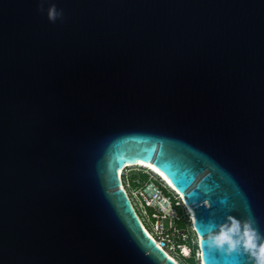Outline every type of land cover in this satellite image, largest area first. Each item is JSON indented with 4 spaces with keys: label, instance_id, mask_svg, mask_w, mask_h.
<instances>
[{
    "label": "water",
    "instance_id": "1",
    "mask_svg": "<svg viewBox=\"0 0 264 264\" xmlns=\"http://www.w3.org/2000/svg\"><path fill=\"white\" fill-rule=\"evenodd\" d=\"M44 8L0 0V264H182L124 186L139 162L182 196L203 264H248L205 241L229 216L264 235V0Z\"/></svg>",
    "mask_w": 264,
    "mask_h": 264
},
{
    "label": "built area",
    "instance_id": "2",
    "mask_svg": "<svg viewBox=\"0 0 264 264\" xmlns=\"http://www.w3.org/2000/svg\"><path fill=\"white\" fill-rule=\"evenodd\" d=\"M142 168L148 174L149 179L139 185L135 190V195L140 204L153 209L152 216L154 220L152 222L155 233L150 231L149 234L155 238L156 242L168 255L173 256L176 260L178 259L173 252L180 253L188 258L190 256L189 245L177 243L179 238L188 239V234L185 230L178 228L175 221L185 220L189 228L193 230L189 208L185 205L182 196L165 179L151 168ZM128 173L129 169L125 168L121 177L126 176ZM166 189L169 192H166ZM195 242L197 243L196 235ZM183 249H187L188 253L185 254L182 251Z\"/></svg>",
    "mask_w": 264,
    "mask_h": 264
},
{
    "label": "clouds",
    "instance_id": "3",
    "mask_svg": "<svg viewBox=\"0 0 264 264\" xmlns=\"http://www.w3.org/2000/svg\"><path fill=\"white\" fill-rule=\"evenodd\" d=\"M47 2L48 0H39L38 10L41 13L45 11L44 4ZM47 17L51 23H55L57 20H63L64 13L63 10H58L52 5L47 9ZM256 225L257 220L251 214L243 220L229 216L226 223L219 225L216 231L208 234L205 242L209 250L226 252L229 256L240 252L248 256V264H264V235L258 231ZM200 258L203 264V252L200 253ZM200 258L198 257V260Z\"/></svg>",
    "mask_w": 264,
    "mask_h": 264
},
{
    "label": "trees",
    "instance_id": "4",
    "mask_svg": "<svg viewBox=\"0 0 264 264\" xmlns=\"http://www.w3.org/2000/svg\"><path fill=\"white\" fill-rule=\"evenodd\" d=\"M129 173L122 177V180H123V183H124V186L125 188L127 189L129 195L131 196L132 198V201L134 202V197L132 196V192L134 190H136L139 185L145 181H147L149 179V176L148 174L143 170L142 167L140 168H137V169H131V167L129 168ZM137 204V203H136ZM138 206V205H137ZM136 207V206H135ZM139 208V206H138ZM142 208L147 211L148 209H152L151 207H147L145 205H142ZM137 212L139 213L140 217L142 218L143 220V223L146 224L147 227L150 228L148 222H146L144 219H143V216L141 214V211L140 209H137ZM152 212H153V209L152 211L150 212V216L153 218L152 216ZM147 216L149 217V212L147 211ZM154 220V218H153ZM153 220H150V222L153 224ZM191 233H188V239H181L179 238L177 240V243H186L189 245L190 247V256L188 258H185L184 257V260H185V264H198V250H199V246L198 244L195 242V232L193 230H191Z\"/></svg>",
    "mask_w": 264,
    "mask_h": 264
},
{
    "label": "rangeland",
    "instance_id": "5",
    "mask_svg": "<svg viewBox=\"0 0 264 264\" xmlns=\"http://www.w3.org/2000/svg\"><path fill=\"white\" fill-rule=\"evenodd\" d=\"M137 168H140V166H133L131 167V169H137ZM129 169V168H128ZM130 170V169H129ZM166 192H169L168 189L165 190ZM132 196L134 197V205L136 206L137 209H140L141 211V214L143 216V219L148 222L149 227L146 226V224H144L146 226V228H148L149 231H152L155 233V230H154V226L153 224L150 222V220H153V218L150 216V212L152 211V209H148L147 211L149 212V217L147 216V211H145L143 208H142V204L139 203L138 199L136 198V195H135V190L132 192ZM137 203V204H136ZM139 208H138V206ZM176 223V226L180 229H183L185 230L186 232L188 233H191L190 231V228L188 226V224L186 223L185 220H176L175 221ZM192 234V233H191ZM183 252H185V249L182 250ZM173 254L177 257L178 261L182 264H185V260H184V256H182L180 253H177V252H173ZM186 258V257H185Z\"/></svg>",
    "mask_w": 264,
    "mask_h": 264
},
{
    "label": "bare ground",
    "instance_id": "6",
    "mask_svg": "<svg viewBox=\"0 0 264 264\" xmlns=\"http://www.w3.org/2000/svg\"><path fill=\"white\" fill-rule=\"evenodd\" d=\"M138 164H140V165H144V166H147L148 168H151V170H153L155 173H157V174H159L163 179H165L167 182H168V184L169 185H171L170 183H169V181H168V179L158 170V169H156L155 167H153L152 165H149V164H146V163H142V162H139ZM200 239V238H199ZM185 251H187V249L185 250ZM187 253H188V251H187Z\"/></svg>",
    "mask_w": 264,
    "mask_h": 264
}]
</instances>
